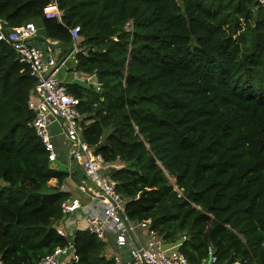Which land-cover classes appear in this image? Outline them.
<instances>
[{
  "label": "trees",
  "instance_id": "trees-1",
  "mask_svg": "<svg viewBox=\"0 0 264 264\" xmlns=\"http://www.w3.org/2000/svg\"><path fill=\"white\" fill-rule=\"evenodd\" d=\"M50 1L0 0V19L7 29L33 21L31 42L55 41L59 58L75 43L72 69L94 74L99 88L65 86L79 99L81 136L113 164L108 176L128 216L148 219L167 245L181 240L190 264L208 246L212 264H264V10L256 0H56L61 20L44 17ZM32 85L0 40V264H37L67 243L56 231L70 195L60 186L76 176L49 162L30 125ZM72 234L79 259L70 264H114L104 241L85 228Z\"/></svg>",
  "mask_w": 264,
  "mask_h": 264
},
{
  "label": "built area",
  "instance_id": "built-area-1",
  "mask_svg": "<svg viewBox=\"0 0 264 264\" xmlns=\"http://www.w3.org/2000/svg\"><path fill=\"white\" fill-rule=\"evenodd\" d=\"M256 2L264 10V0ZM42 13L46 18L61 20V10L56 0L47 3ZM127 25L130 26L131 22H126L125 28ZM69 31L76 42L79 39V26H72ZM36 35L37 26L33 21H25L7 29L0 19V40L12 47L18 61L27 66L33 78L31 95L27 99V106L33 112L30 125L43 144L49 162L53 163L58 158L52 141V125L56 123L59 130L55 134H63L66 140L68 176L71 177L77 169L83 176L79 180L70 179L88 200L85 202L83 198L70 195L64 198L60 203L61 220L69 224V215L80 211L85 229L105 242V249L110 250L109 257L114 264H190L178 249L181 240L167 245L148 219L134 221L128 216L125 197L117 191L115 181L108 176V169L113 164L105 162L99 153H94L81 136L77 108L79 99L67 91L65 82L57 76V71L67 57L76 63L75 43L66 56L59 58L58 52L51 48L55 41L48 40L46 49H43L31 42ZM82 52L86 53L85 50ZM93 75L89 74L85 79L98 85L91 80ZM137 226L141 228L142 235L137 232ZM56 231L67 238V243L55 247L37 264H70L79 259L75 253L72 232L64 226H57ZM144 235L147 236L146 240ZM215 261L213 248L208 246V255L200 264H212Z\"/></svg>",
  "mask_w": 264,
  "mask_h": 264
},
{
  "label": "crops",
  "instance_id": "crops-1",
  "mask_svg": "<svg viewBox=\"0 0 264 264\" xmlns=\"http://www.w3.org/2000/svg\"><path fill=\"white\" fill-rule=\"evenodd\" d=\"M37 33H38V28H37ZM47 42H48V40L45 39V45L48 44ZM54 44L55 43H53V45ZM42 46H44V45H42ZM55 51L59 52V48H56ZM70 60H71V58L67 57L65 59V61H64V65L61 66L59 68V70L57 71V76L60 79H62L65 83L71 82L76 77V74L74 73L75 71L72 69L73 66H74V63H73V61L71 62ZM94 79H96V76H94V75L91 76V80L94 81ZM57 160H60L62 162L64 161L65 162L64 164H66L67 163V156H65L64 158H59L58 157ZM77 170H76V172H77ZM76 172L73 175H76ZM76 176L77 177H73V178L74 179L75 178L76 179L77 178L80 179L79 175H76ZM49 181H53V182H49L50 184L48 183V185H51V186H55L56 185V180L55 179H51ZM60 188H65L66 190H69L70 191V195H72V196H76V194H77L76 197H79L81 199L83 198L85 200V202L88 200V198L85 195L80 193V191L78 190L77 186L72 183L71 179L68 180V182L62 183ZM81 217H82V215H81L80 211L77 210V211H75V212H73L72 214L69 215V222L71 221V223L70 224H65V222H63V226L64 227L71 226L72 227L71 232L74 233V231L76 229L85 227L84 221L82 220ZM73 219L75 220V222H73Z\"/></svg>",
  "mask_w": 264,
  "mask_h": 264
},
{
  "label": "rangeland",
  "instance_id": "rangeland-1",
  "mask_svg": "<svg viewBox=\"0 0 264 264\" xmlns=\"http://www.w3.org/2000/svg\"><path fill=\"white\" fill-rule=\"evenodd\" d=\"M131 26L132 25H127L126 26V30L127 31H131ZM80 40V37H79V39L77 40V41H79ZM71 62H72V60H70ZM75 71V70H74ZM75 74H76V77L74 78V80H72V81H74V82H79V83H82V84H90L89 83V81L88 80H86V79H84L82 76H81V74L79 73V72H77V71H75L74 72ZM96 79H94V81H95ZM95 84V83H94ZM94 87L96 88V89H98L99 88V84L97 85H94ZM52 129H53V131H52V141H53V143H54V145H55V149H56V151L58 152V157L59 158H64L66 155H67V145H66V140H65V137H64V135L63 134H58V135H56L55 133H56V131H58L59 130V127H58V125L56 124V123H54L53 125H52ZM65 162L63 161H60V160H56L55 161V165L58 167V168H60V169H62L63 171H67V167H66V164H64ZM76 175H79L80 176V178H82L83 176H82V174H81V172H80V170H77V172H76ZM75 175V176H76ZM77 177V176H76ZM49 182H53V181H49ZM48 182V183H49ZM4 183H3V181L2 180H0V186H2ZM50 184V183H49ZM70 196H72V195H70ZM76 196H77V194H76ZM64 222H66V221H64ZM73 222H75V220L73 219ZM59 223V226H61V225H63V221L61 220V218L60 219H58V221H57V223L56 224H58ZM71 223V221L69 222V224ZM71 229H72V227L71 226H68L67 227V230H69V231H71ZM136 230H137V232L140 234V235H142V231H141V228L140 227H136ZM147 239V236L146 235H144V240H146Z\"/></svg>",
  "mask_w": 264,
  "mask_h": 264
},
{
  "label": "clouds",
  "instance_id": "clouds-1",
  "mask_svg": "<svg viewBox=\"0 0 264 264\" xmlns=\"http://www.w3.org/2000/svg\"><path fill=\"white\" fill-rule=\"evenodd\" d=\"M57 226H59V223H58V224H56V227H57ZM61 226H63V225H61ZM84 228H85V227H84Z\"/></svg>",
  "mask_w": 264,
  "mask_h": 264
}]
</instances>
